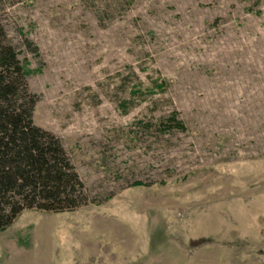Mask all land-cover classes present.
<instances>
[{
	"label": "rangeland",
	"instance_id": "obj_1",
	"mask_svg": "<svg viewBox=\"0 0 264 264\" xmlns=\"http://www.w3.org/2000/svg\"><path fill=\"white\" fill-rule=\"evenodd\" d=\"M0 23L34 124L108 199L24 212L0 264H264V0H0Z\"/></svg>",
	"mask_w": 264,
	"mask_h": 264
},
{
	"label": "trees",
	"instance_id": "obj_2",
	"mask_svg": "<svg viewBox=\"0 0 264 264\" xmlns=\"http://www.w3.org/2000/svg\"><path fill=\"white\" fill-rule=\"evenodd\" d=\"M37 101L0 23V232L26 211L61 214L108 200L90 198L61 140L34 124ZM160 126L185 130L176 115Z\"/></svg>",
	"mask_w": 264,
	"mask_h": 264
}]
</instances>
